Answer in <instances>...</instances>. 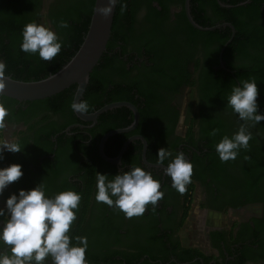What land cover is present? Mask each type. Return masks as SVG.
Masks as SVG:
<instances>
[{"label": "flooded vegetation", "instance_id": "1", "mask_svg": "<svg viewBox=\"0 0 264 264\" xmlns=\"http://www.w3.org/2000/svg\"><path fill=\"white\" fill-rule=\"evenodd\" d=\"M161 1L134 0L135 5L120 14L115 39L96 75L102 89L87 101L85 115L118 103L137 109L136 127L109 137L103 148L107 159L120 158V162L105 159L100 145L107 134L133 126L132 109L113 108L94 121L79 117L68 105L55 109L46 102L3 97L9 114L0 127V142H17L21 152L5 151L0 168L20 164L24 175L0 196V208L11 194L41 182L48 195L65 190L80 193L71 229L79 227V234L88 237L91 253L102 256L96 255L92 262L86 257L88 264H264V162H222L203 133L210 121L217 120L239 130L238 116L222 104L210 103L204 88L224 87L229 77L222 72L235 75L264 57V0H244L236 6L230 4L232 0H215L216 4L199 0L201 20L215 24L205 28L230 33L217 63L213 58L222 40L217 37L205 44L189 33L191 0L189 7L187 0ZM38 2L35 22L50 25L59 36L50 17L56 1ZM234 7L245 9L235 15L229 11ZM227 19L239 21L245 34L261 40L256 41L257 48L247 47L243 59L229 54L235 73L223 59L236 36ZM262 81L257 87L264 89ZM112 98L116 101L110 102ZM119 109H126L125 113L118 116ZM248 130L252 139L247 154L261 150L255 158L264 160V121L250 123ZM160 148H167L173 157L183 152L193 164L191 183L183 194L172 188L171 177L164 173L171 157L158 163ZM132 167L151 172L164 196L154 211L149 204L142 216L126 218L122 211L96 202V173L111 179ZM100 233L104 235L99 237Z\"/></svg>", "mask_w": 264, "mask_h": 264}, {"label": "clouds", "instance_id": "2", "mask_svg": "<svg viewBox=\"0 0 264 264\" xmlns=\"http://www.w3.org/2000/svg\"><path fill=\"white\" fill-rule=\"evenodd\" d=\"M120 4L123 13L127 10L123 0H97L96 12L103 18L111 17L114 8ZM60 28H68L66 21H61ZM63 41L47 24L35 21L24 25L20 50L28 54H37L44 61H51L62 49ZM12 76L7 72V65L0 59V89ZM258 87L254 78L241 80L233 85L227 96V107L242 121L239 130L231 136L224 135L215 145V150L222 162L235 160L241 149H247L252 134L248 130L264 121L258 104ZM72 111L86 114L89 111L87 101L74 99L70 104ZM9 114L0 93V127L5 126V117ZM5 151L21 152L20 145L13 141L0 142V161L5 159ZM158 163L169 160L164 173L171 177L172 188L183 194L191 183L193 164L183 152L174 157L167 148L158 150ZM24 175L22 165L11 164L0 168V196L13 183ZM161 183L153 178L151 172L140 167L121 171L109 179L108 175L96 173L95 200L114 210L122 211L126 218L142 216L146 206L151 204L155 210L157 202L164 196ZM82 197L74 190H65L52 195L47 194V186L39 183L30 190H19L11 194L0 208V264H88L86 252L89 248L87 236H77V243H72L70 230L77 219V211Z\"/></svg>", "mask_w": 264, "mask_h": 264}, {"label": "trees", "instance_id": "3", "mask_svg": "<svg viewBox=\"0 0 264 264\" xmlns=\"http://www.w3.org/2000/svg\"><path fill=\"white\" fill-rule=\"evenodd\" d=\"M38 1L39 0H0V59L4 60L7 65V72L11 74L14 80L24 82L39 81L58 72L65 64H67L83 42L89 28L95 4V0H55L56 2L50 11V17L56 26L61 40L63 41V46L61 52L55 58L51 61H44L39 58L38 53L33 55L20 50L24 25L36 21L38 13L40 12V4ZM157 1L162 3L161 0ZM242 1L244 0H232L230 4L236 6ZM123 2L126 3L128 10L135 5L134 0H123ZM209 2L216 4L215 0H209ZM191 5L192 16L199 25L202 27H213L215 25L213 23L207 24L201 20L199 14H201L202 10L199 8V0H191ZM244 9V7H234L229 11H231V13H236L235 15H237L238 13H242ZM121 13L120 4L118 3L112 28V35L107 46V51L110 49L111 43L115 39V26ZM61 21H66L69 27L60 28L59 24ZM227 21L234 25L236 29V36L224 53L223 59L225 63H228V56L232 53L239 58H245L248 53V50H246L247 47L250 46L252 48H257L258 43H256V41H261L259 39L255 41L252 36L245 34L239 21L235 19H227ZM188 28L189 33L193 38L200 37L205 44L216 41L217 37L222 40L221 46L216 52V58H213L217 63L220 49L230 38V33L227 35V33L220 30L202 33L194 29L190 24L188 25ZM192 37L190 38L191 40H193ZM107 55L108 53L106 52L101 58L99 65H97L91 73L89 84L82 100L88 101L89 97H94V95L99 93L102 89V84L98 83L96 75L99 68L107 58ZM228 64L226 65L227 68L235 73L236 68L232 67L231 64ZM241 68L245 69V66L243 65ZM246 69L248 70L237 71L235 75L222 72V74L229 77L225 81L224 87L218 84H213L206 89L204 88L206 99L210 103H219L227 107V96L230 94L233 85H238L241 80L249 78H254L257 84L263 82L264 57L257 58L255 62ZM76 90L77 85H74L58 95L37 102L49 103L55 109H59L64 105L70 106V104L74 101ZM258 91V111L260 114H264V89L259 86ZM121 100L128 101L132 99L123 98ZM109 101L113 102L116 101V99L112 98ZM229 109L232 111L231 108ZM124 110L126 109L117 110V115L119 116L125 113ZM116 129H119V127ZM203 133L210 142V148L215 150V145L220 141V139L224 135L231 136L235 133V130L233 131V128L228 126V123L224 124L222 121L217 120L214 122L210 121L206 127L203 128ZM120 138H123V136L116 137V139ZM260 153L261 150L258 152L251 151L250 154H247V149H241L237 158L235 160H229V162L234 163L237 159H245L249 160L251 163L255 162L258 164L259 162H264V160H257L255 158L258 157V154ZM89 189H91V186ZM69 234L73 238L72 243H77L75 237L81 236L79 234V227L76 230L71 229ZM103 235L104 234L100 233L99 237H102ZM90 247L91 246L89 245L86 257L89 258L91 262L96 259V255L100 256V258L102 257L100 254L91 253Z\"/></svg>", "mask_w": 264, "mask_h": 264}, {"label": "water", "instance_id": "4", "mask_svg": "<svg viewBox=\"0 0 264 264\" xmlns=\"http://www.w3.org/2000/svg\"><path fill=\"white\" fill-rule=\"evenodd\" d=\"M118 5V4H117ZM117 5L113 10L111 17L103 18L99 13L96 12L97 0H95L93 13L91 16L88 31L83 39L82 44L71 58V60L65 64L58 72L49 75L47 78L39 81L24 82L14 80L6 81V86L4 89H0V93L4 97L13 99L20 102H34L39 100H44L58 95L65 90L77 85V91L75 93L74 99H82V96L89 84L90 75L93 70L99 65L101 58L107 51V46L112 35V28L114 23V18L116 15ZM187 5L189 7V0H187ZM188 19L192 26L200 31H213L216 28H205L198 25L188 12ZM128 107L132 109L135 113V123L133 126L126 130H118L107 134L100 145V153L104 156L103 148L105 142L109 137L114 136V134L126 132L132 130L136 127L139 120V114L134 105L129 103H118L106 106L93 115L78 114L77 115L85 120H96V118L113 108L117 107ZM112 163H119V159H107Z\"/></svg>", "mask_w": 264, "mask_h": 264}]
</instances>
